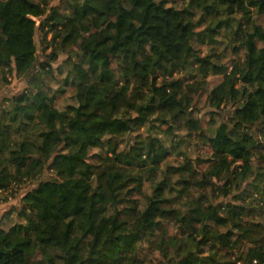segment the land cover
Instances as JSON below:
<instances>
[{
  "label": "trees",
  "instance_id": "obj_1",
  "mask_svg": "<svg viewBox=\"0 0 264 264\" xmlns=\"http://www.w3.org/2000/svg\"><path fill=\"white\" fill-rule=\"evenodd\" d=\"M251 6L264 13V0H0V73L28 82L0 104V202L38 179L0 217V264H146L147 248L153 264H264V24ZM222 31L242 52L227 63L197 46ZM185 69L197 72L187 84L175 76ZM210 74L223 76L212 113L234 106L213 134L194 114ZM67 86L75 101L60 108ZM145 123V138L122 147ZM155 127L178 147L177 129L201 137L207 166L186 157L153 183L166 155Z\"/></svg>",
  "mask_w": 264,
  "mask_h": 264
},
{
  "label": "rangeland",
  "instance_id": "obj_2",
  "mask_svg": "<svg viewBox=\"0 0 264 264\" xmlns=\"http://www.w3.org/2000/svg\"><path fill=\"white\" fill-rule=\"evenodd\" d=\"M49 4V8L52 6H60L63 8L65 6V0H46ZM251 13L252 18L261 24H264V13L258 12L255 7L251 6ZM201 14L197 13V17ZM242 11L237 10L232 16H236L234 18H237L235 20V28L237 26V23H239L240 17L242 16ZM222 17H224V13L221 14ZM38 22L40 24V19H38ZM245 22V21H244ZM206 26V24L202 25ZM85 34L87 35L90 31H93L94 25L93 24H87L84 25ZM40 29L38 27L37 35H36V43L38 46V57L39 59H45V55L47 54V49L45 50V42L42 40L41 32H39ZM224 31V30H223ZM220 32L216 34V41H210V42H203L197 43V46L200 50V53L203 55L206 54H215V59L219 62H231L234 59H238L239 56H242V52H239L238 50H235L233 48L234 45V39H232V34L224 35V33ZM52 33L49 34L51 36ZM228 36V37H227ZM76 46V45H75ZM73 45L68 44L67 48L63 50L61 53L59 59L54 62L55 67V77L50 78L51 79V88L52 90H57V88H60L62 85V78L64 76V72L61 71V64L64 62V60L69 55V48H72ZM197 74L196 71H190L189 69H185L180 72H176V77H187L189 78L190 75ZM222 74H210L208 77V81L204 88H202L197 94H195V112L194 114L199 116L202 119V123L204 128L209 134H213L215 132L216 127L224 120H227L229 116L232 114L234 110V106L229 105L225 106L219 109H216L217 111L215 113H212V110L215 109V107L210 104L207 100V96L209 91L222 79ZM8 79H3V74L0 73V104L8 105L10 99L21 92L25 90V88L28 85L27 80L24 77L18 76L15 73H10ZM195 77H191L189 79H186V83L191 82ZM49 79V78H48ZM161 78H159V81ZM67 90L60 94L55 99V104L63 108L68 103L75 101L74 96V88L71 86L66 87ZM9 100V101H8ZM135 126V125H134ZM149 123L137 125L133 132H130L126 135V141L121 143V146H125L126 143L132 142V140L137 136L140 135V138H145L146 134L149 133L148 127ZM167 124L162 125V128H165ZM154 135H158L162 138V143L160 142L158 144L159 150L162 154H166L163 160V168H161L157 175L155 181L153 183L159 181L164 176V170L168 166V164H181L185 159L190 158L195 161L196 164H198L199 168L203 169L207 166V162H197V158H209L212 153L211 146L208 143H203V139L199 137L196 134L190 135L188 130L186 128H180L177 129V132L180 134V137H183V142L181 143V146L178 147V145L173 144V139L175 140L176 137L172 136V134L164 133L159 128L155 127L151 131ZM137 138V137H136ZM152 146H149L147 148L146 152H149V148ZM169 147V149H166ZM166 150H168L166 152ZM90 155H93L95 152H98V148H90ZM187 154V155H186ZM187 157V158H186ZM201 164V165H199ZM53 172L50 168H46L43 177H47L50 175V173ZM38 182V179H32V180H25L22 181L19 185V189L17 190V193L15 196L10 197L7 201L0 202V217L6 213L9 209L12 208L14 205H19L21 202V198L24 195V193L35 186ZM152 187V183L146 182L145 189L147 191H150ZM167 224V223H166ZM169 227L172 230H175L174 224L168 223ZM143 252L147 253V258L145 259L146 264H153L152 259H155L156 256H159V252H149L148 248L144 249Z\"/></svg>",
  "mask_w": 264,
  "mask_h": 264
},
{
  "label": "built area",
  "instance_id": "obj_3",
  "mask_svg": "<svg viewBox=\"0 0 264 264\" xmlns=\"http://www.w3.org/2000/svg\"><path fill=\"white\" fill-rule=\"evenodd\" d=\"M39 23V22H38ZM11 197V196H10Z\"/></svg>",
  "mask_w": 264,
  "mask_h": 264
}]
</instances>
